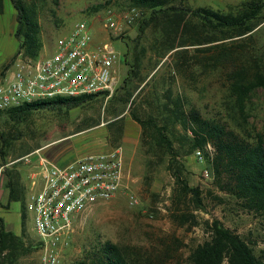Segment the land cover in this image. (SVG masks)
I'll return each mask as SVG.
<instances>
[{"label": "rangeland", "instance_id": "obj_1", "mask_svg": "<svg viewBox=\"0 0 264 264\" xmlns=\"http://www.w3.org/2000/svg\"><path fill=\"white\" fill-rule=\"evenodd\" d=\"M34 1L38 5L43 40L40 53L51 52L59 36L67 32L74 22L81 19L91 21L108 9L117 11L129 5L128 0ZM242 1L245 0L172 2L185 11L195 7L227 11L237 8ZM139 9L142 18L147 19L149 10ZM186 20L194 28L183 31L181 26L168 37L162 30L163 19L157 18L148 21L146 26L143 24V29H139L137 21L108 39L120 60L118 80L110 94L112 100H108L110 96L93 100L83 107L69 109L66 116L63 111L40 110L23 120L13 121L7 113H0V132L4 134V143L0 138L3 151L0 152V165L3 160L8 162L2 171L5 182L20 177L27 180V172L34 169V164L21 158L31 153L33 156L35 151L61 163L62 156L56 159L57 155L66 153L65 156L77 158L76 150L80 147L83 150L91 143L102 148H90L89 152L106 151L117 146L123 150L125 176L121 189L111 200L79 215L58 264L87 262L88 249L104 241L116 244L130 264H193L189 254L195 246L209 239L212 220L220 221L246 239L255 255L264 259V218L248 211L242 200L228 192L225 186L227 176L217 177L212 169L211 176L204 178L201 173L208 162L197 161L195 149L181 155L189 148L188 140L183 138L175 144L180 153L177 159L184 164L183 179L189 186L199 188L201 206H194L189 196L178 199L179 187L166 167V157L160 161L157 155L146 152L141 126L130 115L129 102L119 105L116 98L113 100L125 85V90L131 92L130 100L134 99L136 114L145 119L153 113L156 97L167 102L166 95L178 96L186 111L194 108L205 118L224 121L240 137L253 142L261 136L264 143V87L250 92L243 113L238 111L231 91L234 71L241 72L245 83L254 80L256 71L264 78V22L252 34L220 44L204 43L205 39L219 36V33L203 28L197 18L190 15ZM15 28L16 10L10 0H3L0 75L6 70L2 65L17 50ZM92 31L95 40L106 38L105 33L93 26ZM170 37H174V43L186 39L195 44L179 46L167 53L166 42ZM135 55L140 58L138 72L126 85L124 81L133 69ZM140 78L143 79L141 82ZM114 110L122 112L114 117L110 114ZM117 118L120 119L114 121ZM85 120L98 124L77 131ZM119 124L121 133L117 128ZM178 133L183 135L179 127ZM12 203L18 205L17 202ZM30 216L28 212L21 233L27 250L21 251L13 264H41L39 241ZM3 264L8 263L3 261ZM221 264H227V260Z\"/></svg>", "mask_w": 264, "mask_h": 264}, {"label": "trees", "instance_id": "obj_2", "mask_svg": "<svg viewBox=\"0 0 264 264\" xmlns=\"http://www.w3.org/2000/svg\"><path fill=\"white\" fill-rule=\"evenodd\" d=\"M10 1L16 10L14 35L18 40V46L15 54L2 65L4 70L12 64L18 54L35 58L43 47L37 3L34 0ZM172 1L128 0V7L134 6L149 10L150 13L147 19L141 16L142 19L138 20V23H140L139 29H143L148 21L162 18L164 21L162 30L167 37L171 36L172 33H176L181 26L183 31L194 28V26L189 25L186 16L195 17L203 28L219 33V36L205 39L204 43L219 42L221 44L225 40L241 38L255 32L258 29L257 27L264 22V0H245L237 8L227 11L206 7L187 8V11H185L174 5ZM2 11L3 0H0V14ZM187 44L194 45L195 43L186 39L174 43V37H170L166 42V52L168 53L179 46ZM216 44L218 43L214 45ZM139 61V56L135 55L132 64L133 69L129 71V76L124 84L127 85L133 81L138 72ZM232 78L234 79L231 83L232 95L238 111L243 113L250 92L257 87H264V78L257 71L254 80L246 83L240 71H234ZM141 79H139L140 82L143 80ZM124 86L121 87L122 92L120 95L118 97L114 96L113 100L116 98L119 105L129 102L130 115L141 126V139L146 146V152L157 155L160 161L166 157V167L171 171L179 187L178 199L189 196L194 206H201L199 188L189 186L182 177L184 164L177 159L180 153H178L175 144L180 143L179 141L183 138L188 140L189 148L181 154L185 155L196 148H203L206 143H210L214 149V154L209 163L215 175L220 177L225 174L227 176L225 186L228 192L242 200L248 211L255 212L264 218V143L261 136L256 141H248L240 137L234 129L229 128L224 121L205 118L194 108L186 111L178 96L166 95L167 102H161L156 97V106L153 113L145 119H141L134 110V99L130 100L131 92L125 90ZM107 94V91H102L78 96H56L0 110V113H7L13 121L23 120L32 112L40 110L63 111L62 113L66 116L69 109L83 107L93 100L104 99ZM111 98L112 95L108 100H112ZM121 112L122 110H114L110 114L112 113L116 117ZM119 119L117 118L114 121ZM97 124L96 121L85 120L77 131ZM178 127L183 131V135L178 133ZM117 128L121 133V124ZM3 135L0 132L2 140ZM2 143H4V140ZM0 152L3 153L2 149H0ZM3 161L2 164H5V160ZM5 187L8 202L23 201L24 189L20 186L18 179H9ZM22 209V221L24 223L26 219L24 203ZM184 218H187V216H184ZM209 229V239L195 246L189 254V260L193 264H221L225 259L227 264H264V259L255 255L246 239L225 227L220 221L212 220ZM24 250L27 249H25L23 235L18 236L6 229L2 218H0V264H3V261L13 264V260ZM86 258L88 259L87 262L82 261L79 264H130L121 254L119 247L109 241H104L88 249Z\"/></svg>", "mask_w": 264, "mask_h": 264}, {"label": "built area", "instance_id": "obj_3", "mask_svg": "<svg viewBox=\"0 0 264 264\" xmlns=\"http://www.w3.org/2000/svg\"><path fill=\"white\" fill-rule=\"evenodd\" d=\"M139 8L108 9L91 21L81 19L59 36L53 50L35 58L18 54L0 75V110L56 96H78L113 92L118 80L119 58L111 36H116L141 18ZM92 26L105 33L95 40ZM109 39V40H108ZM32 154V153H31ZM23 156L34 164L24 201L31 214L33 231L40 246L41 264H58L79 215L116 196L123 185L124 155L120 146L85 153L60 165L35 151ZM214 154L210 143L196 148L197 161L208 164L202 176L209 178Z\"/></svg>", "mask_w": 264, "mask_h": 264}, {"label": "crops", "instance_id": "obj_4", "mask_svg": "<svg viewBox=\"0 0 264 264\" xmlns=\"http://www.w3.org/2000/svg\"><path fill=\"white\" fill-rule=\"evenodd\" d=\"M90 148L91 149H98V148H102V147L101 146L99 147L98 145H95L94 143H91L88 147H84L83 150H82V147H80L78 150H76L77 151L76 154H78L77 157H79V156H81V155H83L85 153H88ZM65 154L66 153L59 154V155L56 156V159L62 156L61 157V163L57 162L58 164L63 165V164H66V163H68V162H70V161H72L73 159L76 158L74 155L73 156H70V155L65 156ZM72 154H74V152ZM7 163L8 162H6L5 164H1L0 165V189H2L1 193H0V218H2L6 229L12 231L14 234L19 236V235H21L22 229H23V221H22V213H23L22 210L23 209H22V204L25 201V198H26V195H27V192H28V189H29V182H30L29 173H30V171L28 170V172H27V180L22 179V177H20L18 179V182H19L20 186L24 189V199H23V201L18 200V201H10V202H8L7 201V189L5 187V183H6L5 182L6 181L5 180V175H4V173H2V171H4L7 168ZM3 197H5L6 202H3V200H4ZM12 202H17L18 205L15 206ZM24 213H25V215H27L28 212H26L24 210ZM21 222H22V224H21Z\"/></svg>", "mask_w": 264, "mask_h": 264}]
</instances>
